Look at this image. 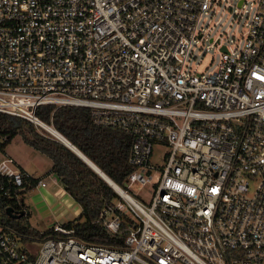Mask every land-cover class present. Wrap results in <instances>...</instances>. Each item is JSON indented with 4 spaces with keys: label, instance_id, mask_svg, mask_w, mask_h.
Masks as SVG:
<instances>
[{
    "label": "built area",
    "instance_id": "2783aa9c",
    "mask_svg": "<svg viewBox=\"0 0 264 264\" xmlns=\"http://www.w3.org/2000/svg\"><path fill=\"white\" fill-rule=\"evenodd\" d=\"M248 1L246 29L210 37L221 60L197 72L190 50L222 0H0V111L41 126L40 105L87 106L130 136L133 167L97 217L123 243L55 223L35 245L0 225V264H264V0H237L238 17ZM0 173L20 201L12 156Z\"/></svg>",
    "mask_w": 264,
    "mask_h": 264
},
{
    "label": "trees",
    "instance_id": "16d2710c",
    "mask_svg": "<svg viewBox=\"0 0 264 264\" xmlns=\"http://www.w3.org/2000/svg\"><path fill=\"white\" fill-rule=\"evenodd\" d=\"M36 115L63 134L114 181L123 183L133 170L128 162L130 136L119 128L95 123L89 107L45 104L37 107ZM17 134H21L25 142L49 157L51 171L81 207L80 217L64 224L74 229V236L90 243L110 246L123 243L124 235H110L97 221L102 206L117 197L109 182L60 140L40 132L32 121L0 111V149L4 150ZM18 167L25 180V189L20 192L28 191L38 184L39 177ZM15 188L0 173V225L6 230L15 231L25 242L39 243L59 235L53 227L41 231L28 222L26 205L23 200L16 201ZM23 204L25 206L22 209L26 213L20 217L15 218L8 213V207L14 211L22 210L19 208Z\"/></svg>",
    "mask_w": 264,
    "mask_h": 264
},
{
    "label": "rangeland",
    "instance_id": "374dc122",
    "mask_svg": "<svg viewBox=\"0 0 264 264\" xmlns=\"http://www.w3.org/2000/svg\"><path fill=\"white\" fill-rule=\"evenodd\" d=\"M236 8H238L237 0H222L219 10L215 15L209 14L207 15V18L203 16L199 29L201 30V28H203L201 31L204 36L201 39L197 37V40L193 42L190 50L191 55L188 59L191 68L197 70V72H207L220 62V48L210 41V37L213 36L217 38L219 35H224L226 30L240 33L246 29L247 26L245 23L249 21L247 15L249 14L251 16L253 14L255 4L248 1V11L244 12L243 17L237 16ZM39 126L40 125H36V128L40 132L57 138L47 129L42 126H40L42 127L40 128ZM167 151V146L154 145L151 158L152 162L162 163ZM7 155H12L16 159L15 161L18 162H25L26 159L27 164H24V166L29 170V173L34 172L35 175L40 174L42 171L41 166H44L45 160L50 162L48 156L25 142L21 134L14 136L4 150L0 149V160ZM43 175L47 176V173H44ZM60 185L63 187L62 183H60ZM45 186L46 182H44V185H41V187ZM41 187L36 185L28 191L20 192L17 195V198L20 201L23 200L25 203L28 212L26 214L27 220L33 227L43 231L53 227L55 223L65 224L70 221L74 222L80 217L82 209L69 194L62 196L64 192L59 193V190L57 191L53 188L51 182L46 186L51 192V195L43 194V188ZM129 190L133 194L137 193L144 195L147 194L146 191L148 190V187L135 182L131 184ZM20 244L23 245L22 243ZM33 244L38 245L39 243L34 242Z\"/></svg>",
    "mask_w": 264,
    "mask_h": 264
},
{
    "label": "crops",
    "instance_id": "0c3cea01",
    "mask_svg": "<svg viewBox=\"0 0 264 264\" xmlns=\"http://www.w3.org/2000/svg\"><path fill=\"white\" fill-rule=\"evenodd\" d=\"M10 156H12V155H10ZM43 160H45V159H43ZM16 162L19 164L18 166L23 167L29 173V170L24 166V164H27V160L26 159H25V162H18V161H16ZM51 168H52V162H51V160H50V162L45 160L44 166L43 165L41 166L42 171L40 172V174L35 175L34 172H30V173L33 174V176L39 177L43 182H46V186H48L49 185V182H51L53 188L56 189L57 191L59 190V193L64 192L62 194V196L68 195L69 193L65 189L64 185H63V187L60 185L61 181L59 180L58 176L51 171ZM42 173L43 174L44 173H47V176H44ZM37 185H39V184H37ZM39 186L41 187V185H39ZM46 186L45 187H41V188H43L42 189L43 194H45V195H51V192L47 189Z\"/></svg>",
    "mask_w": 264,
    "mask_h": 264
},
{
    "label": "water",
    "instance_id": "95a60500",
    "mask_svg": "<svg viewBox=\"0 0 264 264\" xmlns=\"http://www.w3.org/2000/svg\"><path fill=\"white\" fill-rule=\"evenodd\" d=\"M45 123V122H44ZM47 124V123H46ZM44 127L43 125H41ZM45 128V127H44ZM46 129V128H45ZM61 134V133H60ZM67 142H64L60 140L58 137L57 139L60 140L62 143H64L66 146H68L70 149H72L78 156H80L85 162H87L98 174H100L106 181L109 182L111 178L102 170L100 169L90 158H88L79 148H77L71 141H69L63 134H61ZM111 185V184H110ZM8 213L15 217L18 218L24 213H26L25 209L22 210H13L12 207L7 208Z\"/></svg>",
    "mask_w": 264,
    "mask_h": 264
},
{
    "label": "bare ground",
    "instance_id": "6f19581e",
    "mask_svg": "<svg viewBox=\"0 0 264 264\" xmlns=\"http://www.w3.org/2000/svg\"><path fill=\"white\" fill-rule=\"evenodd\" d=\"M42 125L49 131V132H51L54 136H56V137H58L60 140H62V141H64V142H67L66 141V139L60 134V132L57 130V129H55L53 126H50V125H48V124H46V123H43L42 122ZM110 181V183H112V185H114V182L113 181H111V180H109Z\"/></svg>",
    "mask_w": 264,
    "mask_h": 264
},
{
    "label": "flooded vegetation",
    "instance_id": "af4514ba",
    "mask_svg": "<svg viewBox=\"0 0 264 264\" xmlns=\"http://www.w3.org/2000/svg\"><path fill=\"white\" fill-rule=\"evenodd\" d=\"M23 203H24V202H23ZM24 206H25V205L23 204V205H22V207H21V208H19V209H22V208H24Z\"/></svg>",
    "mask_w": 264,
    "mask_h": 264
}]
</instances>
